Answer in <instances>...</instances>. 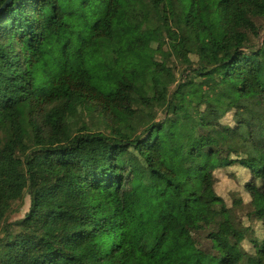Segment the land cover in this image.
<instances>
[{"label": "trees", "instance_id": "16d2710c", "mask_svg": "<svg viewBox=\"0 0 264 264\" xmlns=\"http://www.w3.org/2000/svg\"><path fill=\"white\" fill-rule=\"evenodd\" d=\"M172 261L264 264V0H10L0 264Z\"/></svg>", "mask_w": 264, "mask_h": 264}, {"label": "rangeland", "instance_id": "374dc122", "mask_svg": "<svg viewBox=\"0 0 264 264\" xmlns=\"http://www.w3.org/2000/svg\"><path fill=\"white\" fill-rule=\"evenodd\" d=\"M162 111L163 110H159V115L160 116H163ZM80 121H83V120H80ZM28 200L29 199H28L27 196L22 198V200H21V207H20L19 212H17L16 214H14V215L11 216L13 219H16L18 217H21V215L25 212V210L28 207ZM194 213H195V211H194ZM198 215H201V213L198 212ZM171 264H179V261H172Z\"/></svg>", "mask_w": 264, "mask_h": 264}, {"label": "water", "instance_id": "95a60500", "mask_svg": "<svg viewBox=\"0 0 264 264\" xmlns=\"http://www.w3.org/2000/svg\"><path fill=\"white\" fill-rule=\"evenodd\" d=\"M10 0H5L3 4L0 6V10L9 2Z\"/></svg>", "mask_w": 264, "mask_h": 264}]
</instances>
